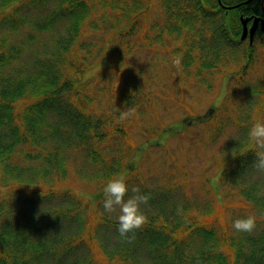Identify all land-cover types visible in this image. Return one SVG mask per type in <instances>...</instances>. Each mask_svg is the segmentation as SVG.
<instances>
[{"label": "trees", "instance_id": "16d2710c", "mask_svg": "<svg viewBox=\"0 0 264 264\" xmlns=\"http://www.w3.org/2000/svg\"><path fill=\"white\" fill-rule=\"evenodd\" d=\"M243 1L220 0L223 6ZM157 2L166 24L156 29V38L168 36L167 30L182 40L175 48L186 60L187 76L193 67L225 72L238 56L243 65L231 74H244L255 68L257 49L264 54L261 30L251 43L240 39V16L264 18L260 0L231 10L220 7L218 0ZM150 8V0H0V264H264V195L256 201L254 189L242 181L257 172L254 147L235 153L220 175L223 190L252 199L258 219L250 234L228 230L220 219L222 207L211 200L184 203L168 188L149 190L137 177H129V196L138 187L151 198L142 205L147 223L127 242L117 232L118 218L102 207V190L95 213L85 217L82 198L52 184L66 177L67 163L79 154L83 174H89L86 181H108L124 170L101 144L110 133L106 126L113 116L119 117L118 109H142L143 98L149 103L141 77L129 69L115 90L118 99L109 114L103 109L95 114L83 92L93 78L84 73L95 66V54L93 64L84 69L70 53L76 50L83 56L92 49L83 38L102 28L94 22L99 10L116 11L131 21L127 31L112 33L111 39L122 43L139 31L137 18ZM95 50L98 60L111 61L113 55L124 67L125 50L111 42ZM255 86L254 96L262 97L264 87ZM48 139L59 141L53 145ZM232 204L247 207L238 199Z\"/></svg>", "mask_w": 264, "mask_h": 264}, {"label": "rangeland", "instance_id": "374dc122", "mask_svg": "<svg viewBox=\"0 0 264 264\" xmlns=\"http://www.w3.org/2000/svg\"><path fill=\"white\" fill-rule=\"evenodd\" d=\"M150 3L151 8L142 16L140 13L137 18L140 21L137 23L139 31L130 33L129 38L124 37L122 43L119 38L112 40V33L114 30L118 33L122 28L127 31L129 26L125 25H130L131 21L125 20L116 11L99 10L94 22L102 28L83 38V41L93 45L90 54L88 52L82 56L76 50L70 53V59L84 69L97 60L95 66L84 73V77L91 75L93 78L83 88L84 94L92 100L91 109L95 114L101 109L109 114L113 100L118 99L115 90L121 86L120 80L124 81L123 75L129 69L130 74L140 75L145 95H149V103L143 98L144 107L129 119L121 121L119 117L113 116L112 122L106 126V132L110 133H107L101 147L108 148L121 161V166L125 167L121 173L126 176V180L137 177L149 190L168 188L175 194L176 200L184 203L211 200L217 204L216 198H221L222 204L218 205L222 206L224 216L220 219L227 224L228 230L233 229L232 224L236 219L250 215L258 219L252 199L247 197L249 201H246L244 195L232 191L234 198L233 193L229 195L226 188L221 193L216 177L225 170L235 153L250 147V127L257 120H264V95L255 97L253 92L256 84L264 87V61H260L264 54L257 49L256 59L259 61L255 68L251 66L244 74H231L232 70L240 69L243 65V57L238 56L225 72H199L193 67L187 76L186 60L175 48L182 40L167 30L165 33L168 36L161 40L156 38V29H161L166 21L159 2L150 0ZM107 42H111L119 51L125 50L124 67H119L113 55H110L111 61L107 57L98 60L95 49ZM257 46L261 48L260 44ZM92 57L94 60H91ZM100 69L101 72L97 74ZM101 89H106L105 93H101ZM262 92L264 94V89ZM251 101L254 106L249 109V104L253 103ZM184 120L190 122L184 124ZM164 127L169 129L165 130ZM48 141L54 145L59 139ZM134 153H137L136 157ZM80 157L79 154L78 158L69 161L66 177L53 179L52 184L73 190L82 198L84 216L91 217L107 180H84V177L87 178L85 175L89 174H83L86 172L85 163ZM242 181L248 188L254 189L252 193L255 200L261 201L264 195V173L257 171ZM213 187L216 188V198ZM235 199L241 200L247 207L234 206L232 203ZM144 210L145 207L141 206L143 213ZM110 214L118 218L119 210ZM259 233L257 231L256 234ZM99 256L102 258L101 251ZM141 261L140 264H146Z\"/></svg>", "mask_w": 264, "mask_h": 264}, {"label": "clouds", "instance_id": "9594fccd", "mask_svg": "<svg viewBox=\"0 0 264 264\" xmlns=\"http://www.w3.org/2000/svg\"><path fill=\"white\" fill-rule=\"evenodd\" d=\"M118 111L121 121L129 119L136 113L134 107L125 108L123 111L118 109ZM248 141L255 149L253 167L258 172L264 173V120H257L252 124L248 132ZM128 192L126 176L123 173L110 178L102 189V207L109 213L119 210L117 232L123 240L131 242L135 232L147 223V217L141 211V206L147 205L151 197L142 193L138 187L131 189L132 195L129 196ZM232 227L236 232L250 234L256 227V217L250 215L236 219Z\"/></svg>", "mask_w": 264, "mask_h": 264}, {"label": "water", "instance_id": "95a60500", "mask_svg": "<svg viewBox=\"0 0 264 264\" xmlns=\"http://www.w3.org/2000/svg\"><path fill=\"white\" fill-rule=\"evenodd\" d=\"M248 20L249 19H245V20L242 19L243 31H242L241 39H244L248 33H249L250 38H252V35H253L254 30L256 28V24H257L258 20L254 19L250 29H247ZM262 29L264 30V20L262 21Z\"/></svg>", "mask_w": 264, "mask_h": 264}, {"label": "flooded vegetation", "instance_id": "af4514ba", "mask_svg": "<svg viewBox=\"0 0 264 264\" xmlns=\"http://www.w3.org/2000/svg\"><path fill=\"white\" fill-rule=\"evenodd\" d=\"M263 3H264V0H260V4H261V6L263 5Z\"/></svg>", "mask_w": 264, "mask_h": 264}]
</instances>
